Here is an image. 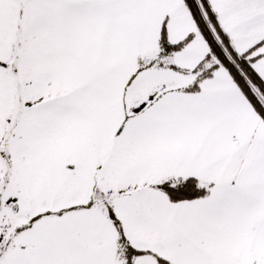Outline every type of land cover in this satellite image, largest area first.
Returning <instances> with one entry per match:
<instances>
[{"label": "snow or ice", "instance_id": "6c2138e0", "mask_svg": "<svg viewBox=\"0 0 264 264\" xmlns=\"http://www.w3.org/2000/svg\"><path fill=\"white\" fill-rule=\"evenodd\" d=\"M0 264H264V0H0Z\"/></svg>", "mask_w": 264, "mask_h": 264}]
</instances>
